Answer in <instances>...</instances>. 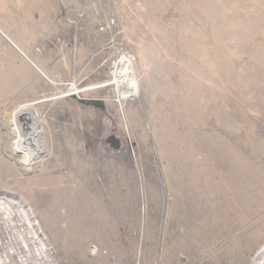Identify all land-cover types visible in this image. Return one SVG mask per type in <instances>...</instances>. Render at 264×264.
Returning <instances> with one entry per match:
<instances>
[{
    "label": "rangeland",
    "instance_id": "374dc122",
    "mask_svg": "<svg viewBox=\"0 0 264 264\" xmlns=\"http://www.w3.org/2000/svg\"><path fill=\"white\" fill-rule=\"evenodd\" d=\"M0 264H264V0H0Z\"/></svg>",
    "mask_w": 264,
    "mask_h": 264
},
{
    "label": "bare ground",
    "instance_id": "6f19581e",
    "mask_svg": "<svg viewBox=\"0 0 264 264\" xmlns=\"http://www.w3.org/2000/svg\"><path fill=\"white\" fill-rule=\"evenodd\" d=\"M123 63H124V70L122 71L121 73V76H122V81L123 82H126V84L128 86H130V88L132 89L133 86H134V82L133 80L131 79V71L129 69V61L127 59H124L123 60ZM116 78V77H115ZM117 86L118 88L120 87V84L117 83ZM122 92V91H121ZM131 96V91L129 93H125V94H120V97L121 98H127V97H130ZM32 106L31 105H25V106H22V107H19L17 108L16 110H14L13 114H14V119H12V123L14 125L13 127V132L15 134V137L17 138V142L20 146L24 145V148L26 147H34L36 146L35 144H33L31 141H28L27 140V137L24 138L23 137V132H21L18 127L19 124V120L20 119H25L24 121L26 122V129L30 127V125L32 124L31 122V119L30 116L32 115ZM29 117V118H28ZM23 121V120H22ZM35 124H38V123H35ZM37 126V125H36ZM23 131V130H22ZM28 135H30V133H26ZM35 140V139H34Z\"/></svg>",
    "mask_w": 264,
    "mask_h": 264
},
{
    "label": "water",
    "instance_id": "95a60500",
    "mask_svg": "<svg viewBox=\"0 0 264 264\" xmlns=\"http://www.w3.org/2000/svg\"><path fill=\"white\" fill-rule=\"evenodd\" d=\"M106 141L108 143H110V145L113 147V148H118L119 145H120V140L118 138H116L114 135H111L109 136Z\"/></svg>",
    "mask_w": 264,
    "mask_h": 264
}]
</instances>
